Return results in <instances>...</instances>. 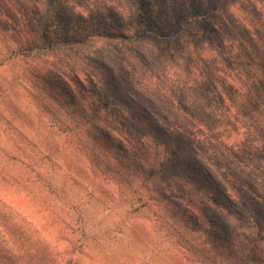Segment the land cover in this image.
<instances>
[{
  "label": "rangeland",
  "instance_id": "rangeland-1",
  "mask_svg": "<svg viewBox=\"0 0 264 264\" xmlns=\"http://www.w3.org/2000/svg\"><path fill=\"white\" fill-rule=\"evenodd\" d=\"M49 1L38 0L39 9ZM217 1L209 24L182 31L174 28L208 0H69L71 12L117 11L121 24L109 19L118 29L149 33L29 56L12 53L29 34L25 13L0 3V244L18 256L11 264H225L210 248L214 234H251L259 207L249 197L264 202V55L251 58V30L264 45V2ZM79 82L95 92L115 83L133 125L110 133L78 124L67 84ZM144 109L168 114L181 137L157 134ZM172 147L213 168L225 196L177 166ZM140 165L160 180L145 181ZM176 181L191 184L204 223L223 222L204 232L186 213L174 215L155 191Z\"/></svg>",
  "mask_w": 264,
  "mask_h": 264
},
{
  "label": "trees",
  "instance_id": "trees-1",
  "mask_svg": "<svg viewBox=\"0 0 264 264\" xmlns=\"http://www.w3.org/2000/svg\"><path fill=\"white\" fill-rule=\"evenodd\" d=\"M68 1L69 0H50L49 5L41 11L39 9L38 0H0V3L6 4L10 11L13 9L15 3L17 7L25 13L24 17L27 18L29 34L27 36L20 35L22 41L17 48L13 49L12 53H18L23 56L46 51L54 53L73 46L82 47L86 42L93 38L107 41L116 40V42L120 41L121 43H130L132 39H134V41L137 42L144 38L143 35L146 36L147 33H149L146 25H143L141 30L136 32L132 29H128L127 31L118 29L117 26H119L121 21V14L117 11L110 14L104 12L98 14H84L75 11L71 12L68 9ZM218 2L219 1L217 0H208V2L203 5L198 4L199 6L197 9L192 11L190 15L186 16L184 21L178 23L174 29L183 31L184 28L192 29L199 25L206 26L211 22L213 14H216L217 12ZM255 9H257V7H255ZM109 18H111V20L115 19L119 23L110 21ZM260 26H262V23L259 24V27ZM253 30H251V58L264 55V45L262 43L259 44L260 41L257 38V33H254L255 31L253 32ZM166 33H169V31H163L164 35ZM173 37L174 35L171 34V38ZM226 42L227 41H223L221 47L226 48V45L229 44L230 50L233 51V49L236 48L235 41H228V44ZM240 44L243 45L242 42ZM223 58L225 60L228 59L225 55H223ZM207 72L210 71L207 70ZM61 77H64V75H61ZM209 83L212 85V88L218 92L219 89L215 82L210 81ZM112 84L113 85H105L103 88L99 89V92L89 91V87H84L83 82H79L81 89H76V87L72 88L69 83L67 84L70 89H68V101L73 110L72 115L78 120L77 122H81L78 124L92 127L94 129H98L100 126L105 125V132L110 133H119L118 130L120 127L129 124L133 125L129 117L124 114L121 115V112L123 113V105L120 104L122 99L120 96L121 94L118 91L119 87H117V85L115 86V83ZM93 85L98 87V83ZM112 91H114L115 95L110 94ZM121 102L124 101L122 100ZM112 107L117 110V114L112 113L113 110L110 109ZM144 111L148 120H150V124L154 131L160 136L166 137L168 142H175L176 138L181 137V135H179L180 132H172V128L169 127L168 114L158 115L157 117L150 113V109L149 113L146 109H144L143 112ZM132 127L133 126H131V128ZM193 128H195L194 131L196 133V131H198L197 127L193 126ZM192 135L195 137V134ZM146 136L147 135L145 134L143 135L144 138H146ZM105 137L109 141L115 143V138L106 134ZM161 146L162 145H158V148L156 147L154 150H159ZM147 150L151 151V148H148ZM169 151L176 158L181 155L174 147L169 149ZM156 152L160 155L159 151ZM189 156L193 157V159H190V162L183 156L179 157L176 161L177 166L180 164L187 166L191 171L197 170L196 173L192 174L193 177L198 174L205 178V182L201 185L203 190H209L211 192V190L215 189L225 196V190L222 187L223 183L216 177V172L213 168L206 167L200 161L196 160L194 157L195 155L191 154ZM167 162H169L168 159H164L163 163L158 165H160V168L166 170ZM139 167L142 173H144L145 181L158 182L160 180L158 176L159 171L151 169V172H149L147 169L148 167L146 168L145 165H140ZM176 182L177 183L170 187L163 188L160 192L158 191V193L155 191L156 194H161L162 201L163 199L167 200L174 206V215L186 213V219L190 222V226L204 232L210 230L209 225L216 223L215 225L219 226V224L223 222L218 217H213L212 220L208 221L209 225H207V222L204 223L202 217L206 216L208 213L200 207L198 209L194 203V190L190 189L191 184L183 182L182 185L179 186V181ZM227 198L229 199V197ZM153 199L158 201V195ZM249 199H251L253 206L259 207L256 212H251L249 217L251 223H247V226L251 228V234L242 232L239 235L241 238L238 236L219 238L214 234V239L209 243L213 252H215L217 257L223 259L225 262L222 261L225 264H264V211L261 209L264 208V202L261 199L253 198L252 196H250ZM0 247L1 261L3 260L11 264L13 260L18 259V256L9 253L10 248L2 246L1 244Z\"/></svg>",
  "mask_w": 264,
  "mask_h": 264
}]
</instances>
